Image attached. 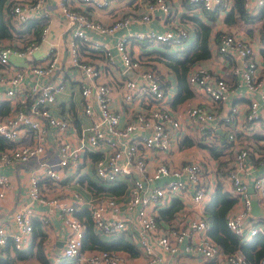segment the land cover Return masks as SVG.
Segmentation results:
<instances>
[{
  "label": "built area",
  "instance_id": "obj_1",
  "mask_svg": "<svg viewBox=\"0 0 264 264\" xmlns=\"http://www.w3.org/2000/svg\"><path fill=\"white\" fill-rule=\"evenodd\" d=\"M73 1L58 0L55 5L69 38L65 61L80 77L77 80L80 113L87 124L76 133L68 118L53 113L56 94L64 89L63 64H59L53 46L47 47L41 61L12 66L9 75L0 77L7 101L5 108H0V137L12 143L0 149V167L35 164L28 175L26 195L32 201L55 208L66 230L61 250L45 256L53 263L73 258L77 264H131L129 254L124 251L81 249L83 224L75 212L86 208L94 231L107 236L129 234L146 264H170L180 253L197 257L205 264H252L238 250L224 252L208 236L203 210L208 191L219 182L234 198L225 214L226 227L242 240L256 234L264 237V212L261 215L250 212L252 200L264 209V171L247 179L251 160L264 169V146L259 148L256 140L245 138L256 133L253 129H264L258 109L259 104L264 106V73L258 70L251 43L234 32H222L219 36L215 51L239 60L240 65L232 68L237 78L232 84L199 65L189 68L186 74L187 82L199 88L206 99L205 103L189 105L183 110L187 128L195 139L207 143L213 141L220 120L232 142L231 157L224 158L219 168L217 162L213 164L215 170L204 166L199 159L172 163L168 157L180 139L181 123L176 113L162 105L165 85L158 71L130 54L126 36L115 37L113 47L109 48L97 41L89 43L85 30L111 35L129 22H147L157 9L166 15L167 28L161 32L135 33L133 40L179 44L189 38L188 29L169 19L170 8L165 0H142L140 14H120L107 23L95 21L90 14L75 8ZM80 1L101 9L112 0ZM185 1L193 6L190 15L228 7L226 0ZM263 4L264 0H242L248 14L258 13ZM2 5L12 35L9 40H0V67H6L11 56L24 59L33 55L46 36L51 13L46 8V0H3ZM30 19L41 22L39 34L35 40L28 38L21 42L16 31L23 29ZM79 40L99 50L105 64L117 62L121 71L129 69L135 74V79L124 77L119 83L120 110L110 106L111 87L99 80L103 73L100 65L79 57ZM28 75L33 81L22 85ZM241 90L245 91L246 102L242 106L229 104L219 119L220 105ZM233 131L239 133L238 138ZM70 133H75L74 140ZM52 158L54 162L49 161ZM83 168L91 172L96 183L123 184V191L118 195L94 193L88 204L82 205L77 190L46 196L39 188L41 176L58 183L65 171L80 173ZM8 186L7 175L0 173V198ZM186 191L193 214L183 202L182 193ZM181 194L182 201L177 199L179 207L165 221L158 210L168 207ZM33 213L29 205L14 207L12 227L0 225V253L7 240L16 250L29 245ZM255 264H264V253Z\"/></svg>",
  "mask_w": 264,
  "mask_h": 264
},
{
  "label": "crops",
  "instance_id": "obj_2",
  "mask_svg": "<svg viewBox=\"0 0 264 264\" xmlns=\"http://www.w3.org/2000/svg\"><path fill=\"white\" fill-rule=\"evenodd\" d=\"M58 0H46V8L48 11H50V18L48 22V30L46 33L45 38L43 41H40L36 47V50H34L33 55L31 57H25L24 59L11 56L10 57V65L6 67H0V77H3L4 75L7 76L11 73V67H20V66H28L29 61H41L45 55V52L47 51V47L53 46L56 50V54L58 56L59 64H63V78H64V89L56 94V103L53 108V113H58L66 118L69 119L72 127L74 128V131L77 133L80 129H82L87 124V119L81 115L80 113V96L78 92V81L79 80V74L76 69L70 67L67 64V61H65V50H66V43L68 38V35H66L64 32L66 29L62 25V18L57 13L56 5L55 3ZM141 1L142 0H112L110 4L106 7H103L101 9H97L94 7H91L87 3H83L80 0L73 1V6L77 9H80L82 11H85L86 13L90 14V16L99 23H107L111 21L113 18L119 16L120 14H126V13H134V14H140L142 11L141 8ZM170 8L171 15L169 16V19L174 20L176 22L183 23L181 19V15H185L184 6L181 3V0H165ZM226 3L228 4V7L225 10L219 11L217 16L213 20H206L203 19L204 16L200 13V18L207 23L210 28V38H209V47H210V56L206 59L197 60L193 64H191V67L194 66H203L208 69H210L212 72H214L216 75L221 76L225 79V81L229 84H232L233 77L235 80L237 79L232 72V68L234 65H240L239 60L235 57L230 56H224L219 55L215 51L216 42L214 40V34L218 31L220 32H234L238 36L242 37L245 40H248L254 51V58L257 62L258 70L264 73V58L260 55L259 48L263 47L258 38V28H259V21H256V27H251V23H244L242 21H237L236 24H228L224 22L223 18L225 15V12L231 7L232 0H226ZM3 7V5H2ZM187 15V14H186ZM166 15H164L160 10H154L147 22H129L128 25L125 27L119 28L114 31L111 35L107 34H98L93 31L85 30V35L87 38H89V43L92 42H99L103 43L106 47H113L115 37L119 36H126L128 43V48L130 51V54L133 57L139 58V54L141 53H147L151 47H157L158 43H151L147 46L140 45L137 40H133V35L135 33H146L150 30L161 32L167 28V21L165 19ZM245 25V28L243 27ZM189 37L192 38L193 30L192 27L188 28ZM188 40V39H187ZM186 40V41H187ZM185 41V42H186ZM78 44V54L79 57L83 60H86L88 62L100 65V68L102 69L103 73L99 77V80H104L110 85V106L114 109L120 110L121 104L119 103L120 99V93L121 88L119 87V83L121 82L122 78L127 77L123 74L125 71H121L119 69V65H107L102 60V54L99 53V50H94L90 44L77 41ZM176 45V44H174ZM185 44L177 45L178 48L173 50L170 49H164V48H158V50L165 51V52H171L176 51L178 49H181ZM149 53V52H148ZM147 53V54H148ZM146 57H152L154 60L155 54H149L146 55ZM154 67L158 71L159 75L164 81L165 85V91H164V97L162 105L168 108L169 110L173 111L179 116V120L181 123V131H180V139L177 143H175L174 147H172V150L170 151L169 159L172 163H180L181 161L190 160V159H199L204 166H208L209 168L212 167L213 164H216L218 159H214L210 156L206 148L197 147L196 145H184L182 144L184 141V138L193 137L189 128H187L185 124V120L183 118V110L189 106L194 105L196 103H205L206 99L204 95L201 93L200 89L190 85V89L192 91V95L183 101L172 104V97L176 92V78L174 72L165 64H163L160 61L154 60ZM129 78L135 79V74L132 72V76ZM33 81V77L31 75L26 76L25 79L22 81V85H26L29 82ZM230 81V82H229ZM3 84L0 82V108H5V106H1L6 104L7 101H5V97L3 96ZM245 91H239L238 93H232L230 100L226 103L220 105L218 112V118L222 116V114L225 112V108L228 107L229 104L236 103L238 106H242L246 102V98L244 97ZM260 118L259 121H264V106L262 104H259L258 106ZM125 116V114H123ZM220 119V118H219ZM216 132L223 133L226 130V127L224 124L221 123V121H217L216 125ZM256 131L258 135H261V137L256 139V145L257 147L261 148L264 146V129H253ZM256 134L255 132H253ZM70 138L75 139V133H70ZM229 157H231L230 154H228ZM224 158L222 157L219 159V161L223 162L224 164ZM228 159V158H227ZM54 158L50 159V162H54ZM35 164H13V165H5L0 167V173L6 174L9 180V186L5 189L4 196L0 198V225H4L8 228L12 227V212L15 206L21 205H29L33 210V216L31 219V224L34 221L40 222V227L44 233V240H43V254L45 256V253L47 255H50L52 253H58L61 250V247L63 245V238L66 234V230L63 228V226L60 223V219L58 217V211L53 207H48L47 205L43 203H38L36 201L30 200L26 195V186H27V180L28 175L33 172V166ZM220 165V166H221ZM251 168L250 173L247 175V179L250 180L251 175H258L262 171H264L263 167H260L255 163L253 160H251L250 165L248 166ZM36 173H39L38 170L34 169ZM80 173L72 172L70 170H67L63 174V178L58 183H51L48 179L42 178L39 180L38 185L42 193L46 196H56L61 195L69 192L70 190L76 189L75 187H78L82 189L83 192H79L81 195V203L82 205H87L90 199H92V196L94 191H89L84 187L83 184H81L78 181V178L83 176L91 181L95 182L94 177L90 174V171H87L85 168L78 171ZM77 179V183L75 180ZM215 182V181H213ZM74 187L73 189H69V187ZM94 192V193H93ZM211 193V190L208 191V194L205 197V201H208L209 195ZM183 194V202L187 208L190 209L188 212L190 214L194 213V208L192 205L187 203L190 202L189 193L186 191V193ZM182 194L180 197L175 198V200L182 201ZM173 200V199H172ZM171 200V201H172ZM177 200V201H178ZM194 205V204H193ZM257 205L261 208V206L257 203ZM261 215L264 212V209L261 208L260 210ZM32 227V226H31ZM31 239H32V230H31ZM31 242V240H30ZM30 244V243H29ZM27 248V247H26ZM5 251L9 255V259L11 262L9 264H41L38 260L35 259L34 254H30L29 257L26 259H20L15 257V249L11 246L10 240H7L5 246ZM3 249V251H4ZM123 252V251H120ZM4 254H0L2 256ZM51 256V255H50ZM130 256V257H129ZM128 262L131 264H146L145 259L141 254L138 252L136 255L131 256L129 255ZM164 258L165 255H163ZM4 258V256H3ZM48 259L51 260V258L48 257ZM168 260V259H167ZM170 264H205L204 261L201 259L194 257L192 255H187L185 253H180L174 262H170Z\"/></svg>",
  "mask_w": 264,
  "mask_h": 264
},
{
  "label": "trees",
  "instance_id": "obj_3",
  "mask_svg": "<svg viewBox=\"0 0 264 264\" xmlns=\"http://www.w3.org/2000/svg\"><path fill=\"white\" fill-rule=\"evenodd\" d=\"M2 3L3 0H0V40H9L12 38L10 31L11 26L7 17H4L2 13ZM181 3L184 8L188 10V12L193 7L192 5L187 4L185 0H181ZM219 11H222V8L215 7L212 10H202L201 15L204 16L203 19L205 18L206 20L211 21L217 16ZM199 16L200 15L197 14L181 15L182 20L186 19L190 22L193 30L192 38L181 49L171 52L161 51L158 50V48L168 49L174 44L159 43L157 47H151V49L148 51L149 53L147 52L148 54L141 53L138 55V59L144 61L146 64H149L152 67H154L153 61L157 60L168 66L174 72L176 78V92L172 97L173 105L192 95V91L186 80V74L191 64L197 60L206 59L210 56L209 38L211 28ZM223 20L228 24H236L237 21H242L244 23H254L259 21L260 24L258 28V38L260 44L263 46L259 48V52L262 58H264V4L260 7L258 13L248 14L242 5V0H232L231 7L225 12ZM40 26L41 22L39 20L30 19L24 24L23 29L16 31V36L21 40V42H25L28 38L30 40H35L39 34ZM221 33L222 32L218 31L214 34V40L216 43L218 42ZM138 43L143 46L151 44L147 41H140ZM184 43L185 41L176 45H182ZM152 53L155 54L154 60L152 57H146V55ZM233 81H235L234 77ZM1 106H6V104ZM227 133L228 130H225L223 133L216 132L213 134V141L207 143L200 142L195 138L187 137L183 139L184 142L182 144L187 146L198 145L199 147L206 148L212 158L218 159L216 167L219 168L221 163H223L219 161V159L226 157V155L230 154L231 152L230 147L232 142L227 138ZM232 133L235 138L239 137L238 132L233 131ZM260 137L261 135H258L257 133H250L245 138L258 140ZM11 145L12 143H9L8 141L6 142L0 137V149L9 147ZM78 181L83 184L84 187L90 192H106L108 194L118 195L124 189L123 184L110 186L93 182L83 176L79 177ZM233 202L234 198L231 196V194L223 190L220 186V183L216 182L211 190L208 201H206L203 207L208 223L206 232L208 236H210L224 252L229 253L234 250H238L245 259H247L252 264H255L264 253V237L256 234L247 240H242L234 235L226 227L225 214ZM178 207L179 202L177 200H172L168 207L158 210V215L167 221L171 218L173 211ZM75 215L81 220L83 224L81 249L118 250L124 251L131 256H134L138 253L137 249L131 242L129 234L119 233L116 235L107 236L94 231L92 229L91 221L86 208H81L78 212H75ZM43 240L44 233L40 227V222H32L31 242L25 249H15V257L26 259L30 254H34L35 259L41 264H77V260L73 258H62L57 263L51 262L48 257L44 256L43 254ZM3 249L4 247L1 249V253L4 255L0 256V264H9L11 260L9 259L8 253L5 251V249L3 251Z\"/></svg>",
  "mask_w": 264,
  "mask_h": 264
},
{
  "label": "rangeland",
  "instance_id": "obj_4",
  "mask_svg": "<svg viewBox=\"0 0 264 264\" xmlns=\"http://www.w3.org/2000/svg\"><path fill=\"white\" fill-rule=\"evenodd\" d=\"M185 13L187 14V15H189V12H188V10L186 9L185 10ZM183 23H179L181 26H183V27H185L186 29H188V28H190L191 27V24H190V22L188 21V20H186V19H184L183 21H182ZM246 24V23H245ZM248 24V23H247ZM251 24H253V25H251V27H256V22H254V23H251ZM244 28H245V25L243 26ZM190 41V37L188 38V40L184 43V44H187L188 42ZM178 48V46L177 45H171L170 46V49H173V50H175V49H177ZM195 141V140H194ZM197 147H199L198 145H196ZM231 155V154H230ZM226 157H229V155H226ZM211 170H215L216 169V167L214 166V165H212V167L210 168ZM74 187H69V189H73ZM77 190H79L80 192H83L82 191V189H80V188H78V187H75ZM76 189H74V190H76Z\"/></svg>",
  "mask_w": 264,
  "mask_h": 264
},
{
  "label": "water",
  "instance_id": "obj_5",
  "mask_svg": "<svg viewBox=\"0 0 264 264\" xmlns=\"http://www.w3.org/2000/svg\"><path fill=\"white\" fill-rule=\"evenodd\" d=\"M123 74L127 77H131L132 76V71H130L129 69H126ZM261 208L257 205V202L255 200L251 201V207H250V212L253 215H258L260 214Z\"/></svg>",
  "mask_w": 264,
  "mask_h": 264
}]
</instances>
